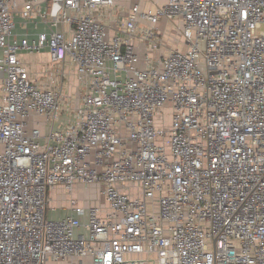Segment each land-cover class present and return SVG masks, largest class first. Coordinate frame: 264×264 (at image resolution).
Returning <instances> with one entry per match:
<instances>
[{"label":"built area","instance_id":"1","mask_svg":"<svg viewBox=\"0 0 264 264\" xmlns=\"http://www.w3.org/2000/svg\"><path fill=\"white\" fill-rule=\"evenodd\" d=\"M141 1L0 0V264H264V0Z\"/></svg>","mask_w":264,"mask_h":264},{"label":"rangeland","instance_id":"2","mask_svg":"<svg viewBox=\"0 0 264 264\" xmlns=\"http://www.w3.org/2000/svg\"><path fill=\"white\" fill-rule=\"evenodd\" d=\"M136 1V0H117V3H125L126 5L129 4V2ZM150 1L148 0V5H150ZM142 5L144 6V0L141 1ZM152 2V1H151ZM126 11H120L118 12L119 16H124ZM180 23L177 22H169L167 24H161L160 29L162 30L161 34V40L164 42V47L162 48L161 54H166L169 50L180 48L183 49L185 46L182 44L183 38H182V32L180 30ZM203 48V44L201 45ZM28 61H30V65H35L38 62L44 63L46 62L47 56H39V55H34V56H27L26 58ZM37 70V69H36ZM35 71V70H34ZM73 79H70V86L74 90L73 87ZM1 94V92H0ZM1 97V96H0ZM75 97V95H74ZM76 101V98L74 99ZM170 115L171 111L169 109L165 110V117L164 121L165 124L168 126L170 121ZM84 196V199L87 200L84 203L88 206H92L93 202H97L98 205H102V200L99 195L97 187H86V190L81 193ZM80 194V195H81ZM62 204H64L63 201H61ZM58 204V196L54 198V201L51 203L52 206H56ZM83 204L84 206H86ZM95 204V205H97ZM86 206V207H88ZM63 264H81L77 260H67L62 262ZM61 264V263H59ZM87 264V263H86Z\"/></svg>","mask_w":264,"mask_h":264},{"label":"crops","instance_id":"3","mask_svg":"<svg viewBox=\"0 0 264 264\" xmlns=\"http://www.w3.org/2000/svg\"><path fill=\"white\" fill-rule=\"evenodd\" d=\"M151 1H150V4L151 3L165 4L166 3V0H151ZM30 56H34V55H30ZM39 56H47L46 62H44V63L38 62L35 65H30V61H28L26 59L27 56L25 57V59L29 62V67H30V70L32 72H35V71L37 72L42 64H46V63L49 62V57H48V54L47 53L40 54ZM75 86H76V83L75 82L73 84L74 90L70 86L71 93H73V92L75 93V90H76L75 89ZM85 190H86V188H84L82 186H76L74 188L72 197L74 199L78 200V204L79 205H83V204H85L84 202L87 201V200L84 199V196L81 194ZM56 196H58V204L56 206H52L51 207V203L54 201V198ZM101 200H102V205L104 206L105 205V201L103 199H101ZM61 201H63L64 204H62ZM95 204H97V202H93L92 203V206H95ZM86 206H88V205H86ZM72 215H74L73 207L70 204V200H69L68 196L62 191V189H55V190L51 191V193H50L49 211H48L49 218H51V219H62V218L69 217V216H72ZM82 219L85 220L84 217ZM86 263L87 264H91V262H90L89 259H87V260L84 261V264H86ZM61 264H63V263H61Z\"/></svg>","mask_w":264,"mask_h":264}]
</instances>
